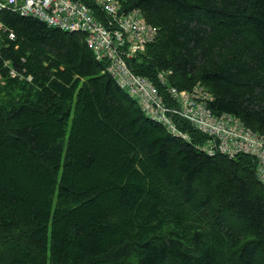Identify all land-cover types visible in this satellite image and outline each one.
Segmentation results:
<instances>
[{"label": "trees", "instance_id": "trees-1", "mask_svg": "<svg viewBox=\"0 0 264 264\" xmlns=\"http://www.w3.org/2000/svg\"><path fill=\"white\" fill-rule=\"evenodd\" d=\"M158 37L130 61L202 85L214 114L264 135V0H128ZM31 82L0 71V264H264L256 161L147 118L84 35L0 11Z\"/></svg>", "mask_w": 264, "mask_h": 264}, {"label": "built area", "instance_id": "built-area-1", "mask_svg": "<svg viewBox=\"0 0 264 264\" xmlns=\"http://www.w3.org/2000/svg\"><path fill=\"white\" fill-rule=\"evenodd\" d=\"M128 0H0V11L36 19L64 32L84 35L95 60L106 63V72L116 85L136 101L143 114L161 124L172 136L189 140L178 127L183 121L206 137L198 149L209 156L228 158L251 156L256 161V177L264 187V135L252 131L235 116L214 114L212 95L200 84L190 89L171 85L173 72L161 70L153 79L136 74L130 61L145 52L158 37L138 8H127ZM13 41V31L0 23V39ZM1 70L11 78L31 82L25 70H17L3 60ZM1 77V75H0Z\"/></svg>", "mask_w": 264, "mask_h": 264}, {"label": "bare ground", "instance_id": "bare-ground-1", "mask_svg": "<svg viewBox=\"0 0 264 264\" xmlns=\"http://www.w3.org/2000/svg\"><path fill=\"white\" fill-rule=\"evenodd\" d=\"M177 137H179V136H177ZM181 138V137H180Z\"/></svg>", "mask_w": 264, "mask_h": 264}]
</instances>
